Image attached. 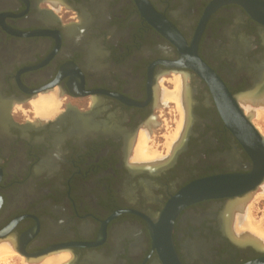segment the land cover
<instances>
[{
  "label": "flooded vegetation",
  "instance_id": "obj_1",
  "mask_svg": "<svg viewBox=\"0 0 264 264\" xmlns=\"http://www.w3.org/2000/svg\"><path fill=\"white\" fill-rule=\"evenodd\" d=\"M262 89L264 0H0V241L28 264L264 255L226 217L243 195L170 209L196 180L253 171L236 110Z\"/></svg>",
  "mask_w": 264,
  "mask_h": 264
},
{
  "label": "water",
  "instance_id": "obj_2",
  "mask_svg": "<svg viewBox=\"0 0 264 264\" xmlns=\"http://www.w3.org/2000/svg\"><path fill=\"white\" fill-rule=\"evenodd\" d=\"M206 74H209V72L206 71ZM236 111L241 120L243 118L241 122L244 125L243 132L238 134V137L248 154L255 161L253 171L247 174H224L196 180L178 191L172 199V207L170 209L178 210L183 206L205 199L234 198L242 195L246 197L254 192L260 184L264 183V135L256 129L252 122L248 121L249 117L247 115L243 116L241 111ZM235 120L230 119L233 130L238 128ZM252 246L256 251L264 254V248L254 244ZM242 264H264V255Z\"/></svg>",
  "mask_w": 264,
  "mask_h": 264
},
{
  "label": "bare ground",
  "instance_id": "obj_3",
  "mask_svg": "<svg viewBox=\"0 0 264 264\" xmlns=\"http://www.w3.org/2000/svg\"><path fill=\"white\" fill-rule=\"evenodd\" d=\"M174 83H175L174 85L176 87L175 88L176 92L173 93L172 96L167 95L165 99H168V100L173 99L176 102V104L178 105V108L180 109V114L182 115V109H181L182 105H181L180 100L178 98V96H179L178 95L179 94L178 89L180 88V79L179 78L174 79ZM53 95H56V94L54 93ZM53 95L40 96L36 101L32 102V104H34L33 108L35 110L36 115L46 117L55 111V109H56L55 98L56 97H54ZM164 96H161V97H164ZM160 99H162V98H160ZM239 104H240L241 108L243 109L244 113L246 115H249L248 116L249 118H250V116L251 117L252 116H260L259 114H261L262 111L260 112L259 110H260V108L264 107V106L260 107L261 105H264V89H262L258 92H255L253 94H249L247 96H243V97L239 98ZM180 124H181V122H180ZM178 128H179V126H178ZM176 130H178V129H176ZM176 133H173V134H176ZM142 139H143V137H142ZM172 139H174V137ZM139 143H140V141H139ZM137 146H139V145H137ZM136 148H139V147H136ZM146 150L148 151V149H146ZM136 151L137 150H135V152ZM147 151H144V152L147 153V157H148ZM146 153H144V154L146 155ZM149 154L155 155L154 152L149 153ZM153 155H151V156H153ZM142 156H143V153H142ZM259 188H260V194L257 193L258 197H259V195L264 194V183H262ZM253 194L254 193H251L247 197H244V198H241V199H238V200L231 202L227 207L226 217H228V220H230L231 217L239 216V214L241 212L245 217V221L237 229V234H238L237 236L239 237V240H241L242 242H251L252 244H254L260 248H264V227H262L260 225L261 221L259 223H254L255 221H253L252 218L250 219L248 207L246 206L247 205L246 203L250 200V198ZM253 196H252V198H253ZM232 225H233V222H232ZM14 252H15V250L9 242L0 241V264L6 263L8 261V259L13 255ZM63 259H64L63 256L58 257V258H53V257L51 258L50 257V258H47L46 260H44L41 264H59L60 262L62 263L64 261Z\"/></svg>",
  "mask_w": 264,
  "mask_h": 264
},
{
  "label": "rangeland",
  "instance_id": "obj_4",
  "mask_svg": "<svg viewBox=\"0 0 264 264\" xmlns=\"http://www.w3.org/2000/svg\"><path fill=\"white\" fill-rule=\"evenodd\" d=\"M32 104V102H31ZM32 104V109L33 112L35 113V110L33 108ZM264 105H261L260 107H262ZM260 112L262 111L261 114H259L260 116H252L250 118L252 124L256 127V129L262 134L264 135V107L260 108L259 110ZM259 117V118H258ZM250 200L246 203L247 207H248V211L250 214V219L252 218L253 221H255L254 223H259L260 221V225L262 227H264V194L259 195L260 194V188H257ZM258 193V194H257ZM256 195V196H255ZM247 212V211H246ZM15 253V254H14ZM13 253V255L8 259V261L6 263H1V264H28L26 263L23 259L20 258V256L18 255L19 253H17L16 251Z\"/></svg>",
  "mask_w": 264,
  "mask_h": 264
}]
</instances>
